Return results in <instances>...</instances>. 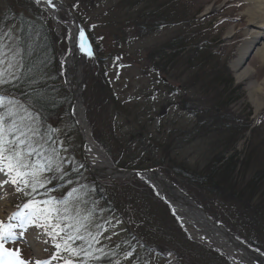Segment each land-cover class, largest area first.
<instances>
[{
  "label": "rangeland",
  "instance_id": "obj_1",
  "mask_svg": "<svg viewBox=\"0 0 264 264\" xmlns=\"http://www.w3.org/2000/svg\"><path fill=\"white\" fill-rule=\"evenodd\" d=\"M61 1L57 18L36 0H0V71L7 81L0 85V96L7 97L0 114L6 127L14 122L26 132L28 143L21 148L35 149L30 162H47L51 169L41 173V179L49 182L35 191L23 183L12 184L4 172L0 222L5 229L12 225L15 233L4 241L5 249L17 251L28 264L48 259L51 264L260 262L242 260L235 255L237 249L226 250L200 231L201 226L187 229L182 224L183 229L167 201L153 193L143 177L147 173L122 169L121 176L108 178L89 167L63 61L72 47L71 25L81 23L92 55L87 51L83 60L79 96L91 135L100 132L113 146L112 153H106L111 162L116 168L157 170L175 188L193 195L196 201L190 200L198 210L204 207L215 214L216 220L201 209L213 233L217 226L248 250L264 255V104L256 112L252 95L253 85L264 94V57L257 52L258 45L248 51L243 65L251 74L244 80H237L232 65L248 36L250 4L246 0ZM205 18L208 22L216 18L211 35L217 39L211 44L215 48L206 41L209 37L201 39L199 55L192 59L195 68L188 63L192 56L188 40L179 54L182 59L170 60L158 52L180 31L173 27L178 22L167 27L163 20L200 23ZM189 29L182 28L188 36ZM34 41L47 49L51 45V52H44L51 56L44 69L49 80L26 90L22 75L42 57L30 52ZM208 51L219 59L210 62ZM197 54L195 50L193 55ZM225 64L234 80L232 87L237 88L232 96L226 94ZM19 76L22 82L16 81ZM41 99L53 101L50 107L56 115L41 111ZM226 101L231 103L229 112H219ZM29 128L36 134L27 132ZM168 160L175 164L165 169L163 161ZM51 198L59 209L52 223L64 228L57 237L49 236V228L25 206L20 217L25 221L18 222L29 229L21 232L18 222L6 220L23 202L34 200L43 206ZM69 234L82 237L70 241L71 247L81 250L79 255L56 248ZM4 264H12V257Z\"/></svg>",
  "mask_w": 264,
  "mask_h": 264
},
{
  "label": "bare ground",
  "instance_id": "obj_2",
  "mask_svg": "<svg viewBox=\"0 0 264 264\" xmlns=\"http://www.w3.org/2000/svg\"><path fill=\"white\" fill-rule=\"evenodd\" d=\"M246 1L250 4L246 11L250 16V28L246 30V34H248V36L244 39V42L239 48V56L232 62L237 80L247 79L251 74L250 68L244 67L243 65L248 51L256 48L258 45L257 52L264 57V0ZM40 2L48 6L52 15L57 18L59 17L58 12L63 6V2L61 0H53V4H48L47 0H41ZM70 34V43L72 44V48L63 61L66 82L75 94V103L73 105L72 113L76 119V124L79 125L83 133V137L85 139L84 146L93 170L98 176L117 178L123 173H121L120 169L115 167V165L108 158L106 151L95 141L93 135H91L90 126L88 125V121L84 115L83 105L81 104V98L79 96V77L82 71L86 49V40L84 39L85 33L79 24H73L71 25ZM252 95L256 104V112H258L264 104V94L260 92L259 88H255V85H253ZM51 103L53 104V101H51ZM5 176L4 172H0V183L2 178ZM145 176L147 179L151 180L152 183H154L159 191L158 194L172 203L175 213L181 218V221L188 229H192L191 227L197 228V226H201L200 231L209 233L211 238L213 240L215 239L214 241L218 242L226 250L237 249L235 250V255L241 259H251L252 263L253 260H259L260 262H257V264H264V258L262 255L248 250L241 242L237 241L229 234L223 233L224 230H216L214 228L215 233H213L211 231L213 227H211V223H209L210 221L202 213H200L199 210H197L193 202H191L185 194L175 188V186L168 182L164 176L159 175V173H156L155 170H151ZM3 188L0 187V195H3Z\"/></svg>",
  "mask_w": 264,
  "mask_h": 264
},
{
  "label": "snow or ice",
  "instance_id": "obj_3",
  "mask_svg": "<svg viewBox=\"0 0 264 264\" xmlns=\"http://www.w3.org/2000/svg\"><path fill=\"white\" fill-rule=\"evenodd\" d=\"M36 2L39 3L40 0H36ZM47 3L53 4V0H47ZM0 55H3V53L0 52ZM88 55H92L90 50L88 51ZM0 63H3V61L0 60ZM6 82L4 72L0 71V85L5 84ZM6 99L7 97L0 96V107L3 106ZM8 114L12 115L11 111H9ZM27 132H32L33 135L36 134L31 128L27 129ZM9 136H11L10 139L8 138ZM27 143L28 139L26 132L18 128L14 122L11 127H6L5 117L0 114V172H5L9 175L12 184L23 183L25 186H30L32 190L35 191L38 186L43 187L45 183L49 182L48 180L41 179V173L45 170L51 169L47 167V162L45 164H41L38 161L30 162V154L35 152V149L29 147L27 151H24L21 146L26 145ZM58 167L59 165H57V168ZM8 182L9 181H4V183ZM17 191H23V189L18 187ZM75 191L76 190L73 189L72 192L69 193V196ZM42 204L43 206H41V202L33 200L26 204L25 207L32 209L33 213L30 215H38L44 225L49 228V231L47 232L49 236L57 237L64 231V228H62L59 223H52L53 218L59 214V209L55 206V198H51L49 201H44ZM65 211H67V209H65ZM80 227H83V225H80ZM14 236L15 233L12 231V225H8L7 229H5L3 222H0V252L12 257V264H28V262L19 257L17 251H9L4 248V241ZM74 239H82V237L69 234L67 239L63 241V245L57 243L56 248L61 249L63 247L65 251L70 252L73 256L79 255L81 250L70 246V241ZM86 254L91 255V252ZM129 255H131V253H129ZM36 264H49V261H37ZM65 264H73V262L71 260H65Z\"/></svg>",
  "mask_w": 264,
  "mask_h": 264
},
{
  "label": "trees",
  "instance_id": "obj_4",
  "mask_svg": "<svg viewBox=\"0 0 264 264\" xmlns=\"http://www.w3.org/2000/svg\"><path fill=\"white\" fill-rule=\"evenodd\" d=\"M207 18L203 19L200 23L199 22H195V23H183L182 20L180 21H176V20H172V21H164L163 20V23L167 24V27L170 26L169 23H175V22H178L179 24L178 25H174L173 27H180V31L178 34H176L175 36L172 37L171 41L169 42V44L166 46H160L159 48V53L162 54L163 56H166V57H169L170 60L172 59H182V56H180L179 54L181 53L182 54V50L185 49V45L187 44L186 41H190V45H192L191 47V50H190V53L192 54V56H188L187 59H190V61L188 60V63L190 64V66H192V68H195L194 66V62H192V59H196V56L199 55V50H198V45L201 41V39H203L204 37H211L210 39L208 38V40L206 41H209L210 43V47H212L211 44H213V42H215V39H217V37H214L211 35L213 33H211V31H214V29L216 27H213L214 25V22L216 20V18H212L211 20L206 21ZM183 27H186L189 29V27H191L192 29H189L190 31V35H186L184 34V30H182ZM210 31V32H209ZM209 32V33H208ZM26 35L27 34H24V37L26 38ZM46 38V36H45ZM49 39V37H47V40ZM38 40V39H37ZM36 41V40H35ZM35 41L33 43V47L32 49H30V52H33L35 54V58L37 55H41V59L38 61L35 60V64H34V67H29V69L27 70L26 69V73L27 74H24L23 75V78L26 80L25 82H23L25 85H26V90H30V89H33L36 84L39 86V85H42L44 84L43 82H45L46 80H49L47 79V72L44 70L45 69V63L46 64H49L48 62V59H50L51 56H48L46 55L44 52L46 51H50L51 52V45H49V49L45 48L42 46L41 43H39V45H36L35 44ZM49 43H51V40L48 41ZM185 43V44H184ZM178 48V49H177ZM197 48V49H196ZM212 48H215V47H212ZM198 51V54L197 55H193L194 52ZM217 52V51H216ZM37 54V55H36ZM206 58H208L211 62V59L212 60H218L219 59V56L217 55V53L212 56V53H210L208 51V53H206ZM208 64V62H206ZM29 65V64H28ZM28 65L26 68H28ZM216 66V65H214ZM34 69V71H33ZM224 69L226 71L225 75H224V83L226 85H228L227 89H226V94H229L230 96L234 95L236 92H237V88L236 87H232L233 86V83H234V80H233V77L231 75V73L229 72V69L227 67V64L224 65ZM33 71V72H32ZM200 73V72H199ZM32 80H36V81H32ZM19 81L22 82V79H20ZM17 86H16V90H18V84L15 83ZM218 85V84H216ZM32 86V87H31ZM231 87V89H235V91L232 93L229 92V88ZM216 89L218 90L219 89V86H216ZM228 92V93H227ZM225 94V95H226ZM227 100V99H226ZM39 108H41V111H45L48 113L49 116H53L55 113H54V110L51 109L50 105H51V102L48 103L46 100L44 99H41L39 100ZM217 104H220V103H217ZM221 105V104H220ZM231 105L230 102H225V106L223 104V107L222 109L219 111V112H224L226 110V112H229L227 109L229 108V106ZM215 107H218L220 108L218 105H214ZM51 109V110H50ZM96 139L100 142V144H102L105 148H107V150L109 151V153H112V148L113 146H109V138L105 137L103 134H101L100 132L97 134L95 133L94 134ZM99 135V136H98ZM163 165H164V168L165 169H169L167 168L168 167V164H175L172 162V160H168V161H163ZM168 173H172V172H169ZM181 174V173H180Z\"/></svg>",
  "mask_w": 264,
  "mask_h": 264
}]
</instances>
